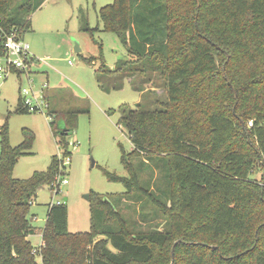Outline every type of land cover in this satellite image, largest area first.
I'll return each mask as SVG.
<instances>
[{"label":"trees","instance_id":"16d2710c","mask_svg":"<svg viewBox=\"0 0 264 264\" xmlns=\"http://www.w3.org/2000/svg\"><path fill=\"white\" fill-rule=\"evenodd\" d=\"M43 2L0 0V57L5 37L16 32L23 39L29 16ZM98 19L101 28L83 20L82 29L114 34L130 56L114 70L101 62L100 72L117 75L111 90L122 88V77H146L144 85L157 75L166 101H156L157 110L136 104L120 111L132 145L129 153L121 148L127 176L102 174L126 192L89 195L87 233H69L66 206L48 205L39 248L27 240L34 234L30 209L37 191L56 181L60 160L52 157L28 179L13 178L35 136L23 129V141L12 147L6 118L0 127V264H264V0H113ZM46 92L50 128L66 156L79 113L56 111ZM15 114H30L20 98ZM159 162L162 200L142 179ZM257 171L258 181L250 178ZM121 200L150 206L167 229H136L116 209Z\"/></svg>","mask_w":264,"mask_h":264},{"label":"rangeland","instance_id":"374dc122","mask_svg":"<svg viewBox=\"0 0 264 264\" xmlns=\"http://www.w3.org/2000/svg\"><path fill=\"white\" fill-rule=\"evenodd\" d=\"M18 1L21 0H12V4ZM112 3L113 0H44L29 16L31 30L23 36L35 58L30 72L19 76L11 72L6 79H0V127L8 118L10 145L16 147L23 141V129L30 130L35 136L28 155L19 158L13 169L15 179H28L34 172L45 171L52 157H64L58 137L53 136L46 110L15 114L20 90L31 89L39 99L51 90L50 102L56 111L73 110L79 113L74 131L67 136L69 163L62 176L67 183L62 184L61 178L50 188L43 186L31 205L29 219L35 232L27 240L33 247L41 244L40 233L46 222L48 205L66 206L69 233H87L90 231L92 212L90 202L84 196L93 192L115 197L126 192L122 184L109 182L102 174V170H106L119 177L127 176L120 161L121 148L129 153L132 145L120 122L121 112L136 109V104H143L144 110H157L156 101H166L164 82L157 75H151L144 85L146 77H122V88L111 90L114 84L111 81L117 75L110 76L99 71L101 62L114 70L117 62L130 60L114 34L101 31L89 33L82 29L83 20L90 29L98 25L101 28L98 11ZM75 43L80 48L78 54L73 51ZM83 58H93L94 61L86 64ZM135 86L144 92L135 90ZM58 125H62L61 120H58ZM150 166L153 172L145 169L142 179L150 182V189L162 200L166 191L162 164L159 162ZM250 178L258 181L261 172L257 171ZM54 186L59 190L58 194L52 191ZM108 200L114 203L116 198L109 197ZM116 209L136 229H167L165 220L150 206L142 208L140 202L121 200ZM101 238L99 236L97 240ZM36 261L40 263L39 258Z\"/></svg>","mask_w":264,"mask_h":264},{"label":"built area","instance_id":"2783aa9c","mask_svg":"<svg viewBox=\"0 0 264 264\" xmlns=\"http://www.w3.org/2000/svg\"><path fill=\"white\" fill-rule=\"evenodd\" d=\"M3 44L5 53L0 57V79H6L11 72L16 74L19 73V75L25 72L29 73L35 60V58L30 53L29 45L25 43L23 39H20L16 32L6 36ZM19 93L21 104L28 112L33 113L42 112L43 110L48 111V103L46 102L43 95L41 96V99H39V97L31 89H22ZM68 155H70V153ZM68 155L64 157H58L60 160V174L57 176L56 181L52 184V186L56 182L58 184L59 180L64 175L63 171L65 166L69 163ZM61 183L66 184L67 180L62 178ZM52 191H54V194H58L59 192L55 186L53 187ZM42 245L43 244L41 240L40 246L35 248H39Z\"/></svg>","mask_w":264,"mask_h":264},{"label":"water","instance_id":"95a60500","mask_svg":"<svg viewBox=\"0 0 264 264\" xmlns=\"http://www.w3.org/2000/svg\"><path fill=\"white\" fill-rule=\"evenodd\" d=\"M74 53L78 54L80 53V48L79 45L77 43L74 44V48H73ZM243 129L245 130V126L243 125ZM60 135L66 136V134L64 132H60ZM249 140V138H247ZM93 165V164H92ZM84 198L86 200H89V195H85ZM173 257V254H172Z\"/></svg>","mask_w":264,"mask_h":264},{"label":"crops","instance_id":"0c3cea01","mask_svg":"<svg viewBox=\"0 0 264 264\" xmlns=\"http://www.w3.org/2000/svg\"><path fill=\"white\" fill-rule=\"evenodd\" d=\"M131 83V82H130ZM46 93H51V90H48V92H46ZM34 232H35V229H34ZM32 236V235H31ZM29 237V236H28Z\"/></svg>","mask_w":264,"mask_h":264}]
</instances>
